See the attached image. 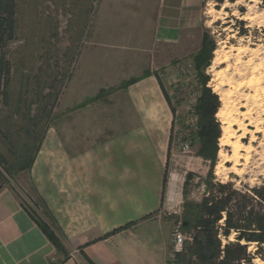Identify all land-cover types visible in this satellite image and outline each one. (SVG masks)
I'll return each mask as SVG.
<instances>
[{"label": "rangeland", "instance_id": "rangeland-1", "mask_svg": "<svg viewBox=\"0 0 264 264\" xmlns=\"http://www.w3.org/2000/svg\"><path fill=\"white\" fill-rule=\"evenodd\" d=\"M106 2L16 0V37L4 48L12 65L6 107L0 98V153L11 166L8 187L37 221L50 227L36 205L28 171L20 170L41 134L49 125L64 129L72 153L116 137L135 125L123 85L152 74L172 113L162 204L155 220H170L168 259L175 264L176 256H170L172 229L182 223L185 203L199 202L210 177L240 191L264 185V10L257 0H204L195 29L176 45H153L146 38L154 20L143 18V11L130 20L122 15L125 8H107ZM204 40L214 46L206 87L219 104L211 126L220 132L214 162L201 157L195 115L201 87L193 58ZM219 111L227 115L224 125ZM225 128L229 143L221 147ZM187 142L183 152L180 148ZM172 177L179 215L166 211ZM171 207L178 211L175 204ZM255 250L248 247V252ZM252 264L263 262L255 256Z\"/></svg>", "mask_w": 264, "mask_h": 264}, {"label": "crops", "instance_id": "crops-1", "mask_svg": "<svg viewBox=\"0 0 264 264\" xmlns=\"http://www.w3.org/2000/svg\"><path fill=\"white\" fill-rule=\"evenodd\" d=\"M203 2L107 0L106 5L125 8L122 15L130 20L143 11V18L154 20L146 39L153 45H176L197 27ZM137 79L124 91L135 117L132 128L74 153L64 142V129L49 125L43 132L28 181L58 227L67 253L62 264H87L84 258L91 264H173L167 245L170 220H155L172 113L157 78ZM60 259L17 193L2 189L0 264H55Z\"/></svg>", "mask_w": 264, "mask_h": 264}, {"label": "trees", "instance_id": "trees-1", "mask_svg": "<svg viewBox=\"0 0 264 264\" xmlns=\"http://www.w3.org/2000/svg\"><path fill=\"white\" fill-rule=\"evenodd\" d=\"M264 10V0H257ZM16 37V0H0V98L3 106L9 103V89L12 80V65L4 48ZM213 44L203 41L200 51L193 58L197 80L200 81L201 94L195 108L197 128L199 129L201 157L215 161L219 128L211 129L213 117L219 106L217 97L207 88L206 69L210 66ZM134 81L123 85L126 89ZM43 133L34 150L29 154L26 168L31 169L38 153ZM11 179V166L0 153V191L8 187ZM36 205L43 211L50 227L39 222L29 212L40 231L48 239L57 255L67 260V253L58 239V227L41 198L35 195ZM184 235L188 236L183 245V253L176 255L175 264H252L257 256L264 264V185L240 191L231 183H214L212 178L205 182V192L199 202H186L182 213ZM118 230L111 233L115 234ZM233 237V240L230 238ZM253 245L255 252H248ZM87 264H91L84 258Z\"/></svg>", "mask_w": 264, "mask_h": 264}, {"label": "built area", "instance_id": "built-area-1", "mask_svg": "<svg viewBox=\"0 0 264 264\" xmlns=\"http://www.w3.org/2000/svg\"><path fill=\"white\" fill-rule=\"evenodd\" d=\"M191 66V65H190ZM193 68V65L191 66ZM189 148L188 142L185 143L183 146H181V150L183 152H186ZM176 181H173L170 183L168 186V191L166 193V198H165V204L167 205L168 209L166 210L168 213H176L177 215L180 214V199L177 197L176 194ZM175 204L177 206V212H172V207L171 205ZM179 206V207H178ZM182 223L179 221L177 224L173 227L172 229V253H171V258L172 260L174 259V256L177 254H180L183 250V245L185 241L187 240L186 236L182 233L181 231Z\"/></svg>", "mask_w": 264, "mask_h": 264}, {"label": "bare ground", "instance_id": "bare-ground-1", "mask_svg": "<svg viewBox=\"0 0 264 264\" xmlns=\"http://www.w3.org/2000/svg\"><path fill=\"white\" fill-rule=\"evenodd\" d=\"M226 113L223 112V111H219L218 114H217V118L221 121V123L224 125L226 124ZM261 130H257V132H260ZM227 133H228V128H225L224 130V135H226V137H222L221 140H220V146L223 147V146H227L228 143H229V137L227 136ZM243 139V138H242ZM240 146L237 144V145H234L233 146V150H234V154H233V158L235 160V162H237V155H238V150H239ZM219 169V167L217 168V170Z\"/></svg>", "mask_w": 264, "mask_h": 264}]
</instances>
